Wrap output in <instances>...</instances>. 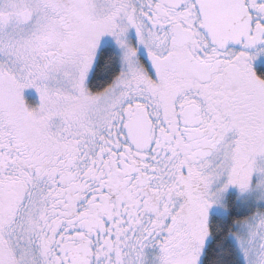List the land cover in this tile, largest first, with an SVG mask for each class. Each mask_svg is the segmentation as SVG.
Segmentation results:
<instances>
[{
	"label": "snow or ice",
	"instance_id": "1",
	"mask_svg": "<svg viewBox=\"0 0 264 264\" xmlns=\"http://www.w3.org/2000/svg\"><path fill=\"white\" fill-rule=\"evenodd\" d=\"M0 264H264V0H0Z\"/></svg>",
	"mask_w": 264,
	"mask_h": 264
}]
</instances>
